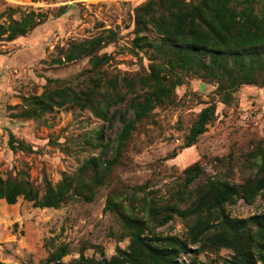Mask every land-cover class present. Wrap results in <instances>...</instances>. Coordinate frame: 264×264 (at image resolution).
<instances>
[{"label":"rangeland","instance_id":"1","mask_svg":"<svg viewBox=\"0 0 264 264\" xmlns=\"http://www.w3.org/2000/svg\"><path fill=\"white\" fill-rule=\"evenodd\" d=\"M145 1L0 0V24L7 26L23 13L40 14L38 24L25 35L13 40L7 34L0 36V176L28 179L40 196L46 181L56 186L71 177L74 182L58 207H35L22 196L15 204L0 199V261L55 264L45 261L61 245L69 249L62 258L65 264H75L82 253L109 260L131 242L122 237V214L143 217L152 233L187 238L189 220L175 216L155 227L145 199L159 207L176 202L184 190L187 204L197 188L219 181L242 185L259 172L264 160V87L244 85L224 103L215 81L178 70L179 84L137 123L120 161L94 187L92 199L87 198L88 187L95 172L92 165L85 168V162L96 157L104 166L109 136L116 137L121 123L109 129L106 121L83 106V98L37 118L26 114L27 99L57 89H70L74 96L90 88L97 91L100 85L101 91L115 83L125 88L131 80L136 92L129 95L123 112L131 100L141 97L142 79L151 77L152 66L160 61L151 48L134 46L136 8ZM99 35L105 40L95 55L107 54L108 59L98 70L87 55L63 61L74 45ZM153 35L157 37L154 31ZM163 69L162 74L169 75L167 67ZM210 103L216 105L215 118L196 142L185 147L200 112ZM103 127L106 133L101 139ZM11 135L34 151L12 150ZM194 165L201 172L185 189L187 169ZM110 199L119 203L116 210L107 208ZM225 210L241 218L261 213L264 191L253 202L240 198L227 203ZM232 255L228 248L202 252L199 245H191L181 259L226 264Z\"/></svg>","mask_w":264,"mask_h":264},{"label":"trees","instance_id":"2","mask_svg":"<svg viewBox=\"0 0 264 264\" xmlns=\"http://www.w3.org/2000/svg\"><path fill=\"white\" fill-rule=\"evenodd\" d=\"M36 18H40V14L29 12L7 26L0 24V36L7 34L6 38L13 40L25 35L38 24ZM134 33V46L151 48L160 61L152 66L151 77L142 79L141 97L131 100L124 112L123 105L129 100V95L136 92L131 80L126 82L125 88L115 83L101 91L100 85L97 91L90 88L74 96L70 89H57L26 100L28 107L25 112L29 117H40L56 106L83 98V106H88L97 117L106 121L109 129H113L117 121L121 123L116 137L109 136L107 150L103 152L104 166H100L96 157L85 162V168L92 165L95 172L93 185L88 187V199L94 197V187L102 184L120 161L137 123L179 84L178 70L215 81L224 103H229L232 93L244 85L264 87V0H147L136 8ZM104 40L105 37L99 35L74 45L63 61L87 55L91 57L93 69L98 70L108 59L107 54L95 55ZM165 66L169 75L162 74ZM215 113V103H210L200 112L185 147L191 146L206 131ZM105 133L103 127L99 137L104 139ZM9 145L12 150L34 151L30 145L17 141L14 135H11ZM258 170L254 178L242 185L219 181L197 188L191 191L194 198L187 204L184 203V190L180 199L172 204L156 207L154 202L145 199V203L150 204L149 216L155 227L166 225L175 216L189 220L187 238L152 233L143 217L122 214V237L128 236L131 241L128 249L118 248L117 254L109 260L87 258L82 253L75 264H207L195 259H181L191 245H199L202 252L231 249L233 255L224 260L226 264H264V211L241 218L232 217L225 210L227 203H235L240 198L253 202L264 191V160ZM200 172L199 165L187 169L185 189L193 184ZM73 187L71 177H64L56 186L46 181L45 194L40 196L28 179L13 180L0 176V199L15 204L22 196L32 201L35 207H58L68 198ZM116 204L119 203L110 199L107 208L116 210ZM68 252L67 245H61L45 262L65 264L62 258ZM0 264L6 263L0 261Z\"/></svg>","mask_w":264,"mask_h":264}]
</instances>
